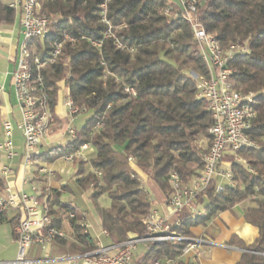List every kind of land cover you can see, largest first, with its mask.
I'll list each match as a JSON object with an SVG mask.
<instances>
[{
	"label": "trees",
	"instance_id": "16d2710c",
	"mask_svg": "<svg viewBox=\"0 0 264 264\" xmlns=\"http://www.w3.org/2000/svg\"><path fill=\"white\" fill-rule=\"evenodd\" d=\"M187 1L196 2L193 18L221 47L239 43L249 49V55L236 56L229 63L233 70L230 81L237 92L254 95L256 117L248 136L257 147L237 150L241 162L233 161L231 154L224 156L231 162L228 170L235 186L217 192L213 183L206 189L202 216L180 213L178 225L168 224L176 234L194 238L191 228L205 227L219 213L251 203L243 218L257 229L256 239L246 245L233 235L227 245L242 251L235 264H264V0ZM38 3L39 15L49 20V32L29 45L45 61L54 45L60 43L54 61L40 69L50 111L62 83L74 105L91 116L68 145L52 148L34 159L50 163L76 153L84 144L90 145L95 152L89 160L92 171L84 173L86 163L77 157L73 162L79 165L77 174H81L77 184L89 192L100 227L116 245L133 235L143 237L146 228L142 219L152 211V203L131 162L163 196H168L169 173H178L186 182L191 180L203 165L205 150L198 140L212 139L210 111L205 100L196 98V83L190 76L207 75L190 23L171 0H109L106 16L112 36L103 38L108 26L100 22L102 0ZM14 18V8L0 0V26L12 25ZM64 35L75 42L64 40ZM91 41H101L100 48ZM125 86L132 87L136 94L126 92ZM4 186L0 178V189ZM102 195L109 199L108 207L96 203ZM40 196L47 198L56 227L61 222L59 213L76 215L71 220L66 218L73 240H57L65 255L97 249L95 240L77 223L80 213L60 200L58 190L43 188ZM4 217H0V223ZM17 223V217L10 221L12 228ZM185 245L186 241L151 244L133 253L132 264L165 259L193 264L181 257Z\"/></svg>",
	"mask_w": 264,
	"mask_h": 264
},
{
	"label": "built area",
	"instance_id": "2783aa9c",
	"mask_svg": "<svg viewBox=\"0 0 264 264\" xmlns=\"http://www.w3.org/2000/svg\"><path fill=\"white\" fill-rule=\"evenodd\" d=\"M109 0H102L100 5V22L108 26L103 38L112 36V26L108 20L107 4ZM176 4L185 19L190 23L192 33L199 46V51L207 68V75L193 77L196 83V98L205 100L211 114L212 126L210 128L211 141L203 155V165L189 181H184L182 177L171 172L167 177L170 192L167 197V206L172 214L191 213L194 216L204 214V203L206 196L204 191L215 183V190L221 192L225 187H234L233 175L228 170L231 162L225 161L226 154L233 155V161L241 162L235 154L239 149L256 148L257 144L250 139L248 131L252 121L256 117L253 106L254 95L243 94L233 89L230 76L233 70L229 63L236 56L249 55V49L245 45L234 43L226 48L220 46L215 38L206 33L192 14L196 11V2L178 0ZM16 4L10 7L15 8ZM21 19L20 27L22 41L19 45L16 67L12 73V85L14 88L16 102L20 111V120L15 125L8 120L1 123L2 137L0 141V153L6 160L11 161L16 153L13 148V131L16 129L23 140V162L26 166H35L37 174L51 176L53 171L45 165L38 163L34 159L38 155L37 147L46 137L54 117L50 111L48 95L43 83L40 69L46 64H51L60 52V43L54 45L51 57L45 61L41 60L36 50L29 45L33 39L44 38L48 32L49 20L39 15L38 0H23L20 4ZM121 27V26H117ZM116 28V27H115ZM64 40L74 43L75 40L68 35H64ZM114 43L121 47L117 41ZM91 44L100 48L101 41H91ZM103 64V63H101ZM107 74V72H106ZM106 75L103 76V78ZM124 90L134 96L135 90L125 86ZM65 107L69 118H73L84 109L74 105L70 96L66 95ZM100 126L96 124V128ZM67 133L75 138L73 129L68 128ZM88 144L82 145L76 153L63 157L66 163H72L75 157L83 158V152L88 148ZM130 160V159H129ZM1 175L8 177L13 173L10 166L4 165L1 168ZM97 175H100L97 172ZM32 193L12 192L6 186L0 193V217L7 211H13L18 219L13 233L17 244V253L11 264H33L40 260H29L28 254L32 246L44 247L60 239H67L63 230L56 227L53 217L49 213L47 198L40 196L37 184H32ZM74 213H68L66 218H75ZM84 233H88L89 226L84 215H80L77 220ZM142 224L146 228L143 237L130 236L121 244L106 247L96 241L97 249L84 253L80 256L69 258L71 264H132L133 253L138 245H144L148 249L151 244L158 242H168L173 245L186 241L182 249L181 257L194 255L196 257L207 255L208 251H202V245H209L201 238L183 237L170 230V226L165 216L159 215L156 211L142 219ZM177 219L173 225H178ZM104 235H107L103 231ZM117 248L115 254H110V250ZM46 260V258L44 259ZM178 259L157 260L153 264H177Z\"/></svg>",
	"mask_w": 264,
	"mask_h": 264
},
{
	"label": "crops",
	"instance_id": "0c3cea01",
	"mask_svg": "<svg viewBox=\"0 0 264 264\" xmlns=\"http://www.w3.org/2000/svg\"><path fill=\"white\" fill-rule=\"evenodd\" d=\"M3 1H5L8 6L11 4H16V6L14 8L15 18L13 24L10 26H0V141L2 137V121L8 120L12 122L15 127V125L20 120V111L16 102L11 78L16 67L19 45L22 41L20 27V4L23 2V0ZM67 93V89L63 87L62 83H59L57 103L52 112L54 123L49 128L46 137L37 147L38 154L46 153L55 147H65L68 145L71 141H73L74 138H72L67 133V129H73L76 135L91 116L90 113L89 117L83 118V115L86 113H81L72 119L69 118L67 109L65 107V98ZM15 131L17 130L14 129L13 134ZM12 141L16 156L11 161H8L5 159L3 154L0 153V171L4 165L10 166L13 170V173L8 177H3L0 172V178L5 184V186L0 189V193L6 186H9L12 192L23 191L25 193H32L31 187L32 184L35 183L38 185L40 193L43 188L58 190L60 192L61 200V197L66 194L74 195L73 188H76V190L77 188L80 189L77 184V180L81 176V174H77L79 165L74 164L73 161L72 163H66L63 157L58 158L50 163L38 161V163L47 166L53 171L51 176L39 175L35 171V166L24 165L23 154H18L17 152V150L23 148V140L19 132L18 135L17 133L14 135ZM94 154L95 152L93 148L89 145L88 148L83 152V158H79L82 160V162L86 163L83 167L84 173L92 171V168L89 165V160L94 156ZM131 166L136 172L137 176L142 179V177L139 176L140 170L137 169L132 162ZM81 191L87 193V191ZM147 192L150 196V199L152 195H155L156 202L159 207L158 209H152V211H156L159 215L165 216L167 218V222L169 224H173L178 216L172 214L168 208V196H163L157 187L154 191L147 189ZM64 203H70L74 207L72 202ZM205 205L206 202L202 208H204ZM248 205H251V203L247 202L245 205H243V203L237 204L231 211L219 213L215 218L208 222L205 227L198 226L191 228L190 231L194 238H201L210 243L209 245H202L201 247L202 251H208L209 253L199 257L189 255L184 257V260L190 261L193 264H235L239 260L242 251L238 248L227 245L230 237L235 235L240 240H242L244 244L249 245L256 239L258 235L257 229L244 221L243 215ZM77 212L80 213V215L83 214L86 221L85 213L78 210ZM58 215L61 216V222L58 228L63 230L68 237L65 240H73V232L66 219V214L64 215L63 213H59ZM4 216L3 222L0 223V225L5 223L7 225V231H2L0 234V264H11V262L16 257L17 244L15 242V238L12 235L14 228L11 227L10 221L16 218V216L13 211H7ZM88 226V233L95 240V242L99 241L101 245L106 247L116 245L108 240L107 235L103 234L100 223V232L104 236L103 243L99 240V233L96 232L97 234L94 236L90 232L91 228L89 224ZM142 246V251L147 249L146 246ZM117 250V248H113L109 253L115 254ZM134 252H137V249ZM80 255L82 254L76 253L65 255L59 243L55 241L51 244L45 245L43 248L40 246H32L28 254V259L33 261L42 260L41 262L33 264H71V260L69 258ZM45 258L46 260H44Z\"/></svg>",
	"mask_w": 264,
	"mask_h": 264
},
{
	"label": "rangeland",
	"instance_id": "374dc122",
	"mask_svg": "<svg viewBox=\"0 0 264 264\" xmlns=\"http://www.w3.org/2000/svg\"><path fill=\"white\" fill-rule=\"evenodd\" d=\"M172 2H174L176 4V2H178V0H171ZM90 112L86 113L83 115V118H87L89 117ZM82 118V119H83ZM18 132L15 131L13 134V138L14 135ZM197 144L206 151L208 145H209V140L208 139H204L201 138L200 141L198 140ZM18 154H23L24 149L20 148L19 150H17ZM226 161V159H224ZM139 176L142 177V184L145 190L150 189L151 191L156 189L155 184L148 179V177L143 173V172H139ZM77 191V192H76ZM73 192L74 195H69L66 194L64 196L61 197L62 202H72L74 207L81 212H84L86 215V221L87 223L90 225V232L91 234H93L95 236V234L99 233L98 236L100 237L99 240L103 243L104 242V236L102 235V233L100 232V228H99V220L97 218V215L95 213V207H94V202L89 198V192L87 191V193L82 192L80 189L73 188ZM96 203L99 204L102 207H108L109 206V199L107 198L106 195H102L100 196L97 200ZM151 203H152V209H158V205L156 202V198L155 195H152L151 197ZM245 204H247V202H244ZM243 203V205H245ZM95 228V229H94ZM2 231H7V225L5 223L0 225V234ZM97 232V233H96ZM143 249L142 245H138L137 247V253H140Z\"/></svg>",
	"mask_w": 264,
	"mask_h": 264
},
{
	"label": "water",
	"instance_id": "95a60500",
	"mask_svg": "<svg viewBox=\"0 0 264 264\" xmlns=\"http://www.w3.org/2000/svg\"><path fill=\"white\" fill-rule=\"evenodd\" d=\"M193 75V77H195V74H192Z\"/></svg>",
	"mask_w": 264,
	"mask_h": 264
}]
</instances>
